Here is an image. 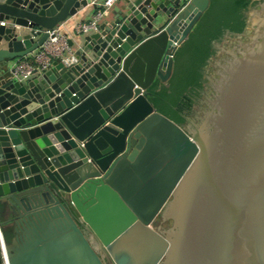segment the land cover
Wrapping results in <instances>:
<instances>
[{
    "label": "water",
    "instance_id": "obj_1",
    "mask_svg": "<svg viewBox=\"0 0 264 264\" xmlns=\"http://www.w3.org/2000/svg\"><path fill=\"white\" fill-rule=\"evenodd\" d=\"M103 1L0 0V264H264V0L187 127L146 94L211 0H115L14 76Z\"/></svg>",
    "mask_w": 264,
    "mask_h": 264
},
{
    "label": "trees",
    "instance_id": "obj_2",
    "mask_svg": "<svg viewBox=\"0 0 264 264\" xmlns=\"http://www.w3.org/2000/svg\"><path fill=\"white\" fill-rule=\"evenodd\" d=\"M257 4V0H211L189 38L177 50L171 79L166 83L157 79L147 90L146 97L157 112L184 125L196 108V99L202 97L206 69L217 55L214 45L228 33H245L246 13Z\"/></svg>",
    "mask_w": 264,
    "mask_h": 264
},
{
    "label": "built area",
    "instance_id": "obj_3",
    "mask_svg": "<svg viewBox=\"0 0 264 264\" xmlns=\"http://www.w3.org/2000/svg\"><path fill=\"white\" fill-rule=\"evenodd\" d=\"M115 4V0H104L99 9L94 13L91 19L88 22L81 23L77 26L76 31L78 33H87L90 30L96 29L98 22L102 18L104 14H107L108 11L113 7ZM2 26H5L6 23L2 22ZM51 38L46 43L44 48L39 51L33 57V62L27 61H18L13 69V74L20 80H28L32 77L35 68L39 69H46L50 63V53L54 52L59 46L66 47L67 45V38L61 34L59 30H54L50 32ZM53 36V37H52ZM0 244L1 248L4 249V237L0 225Z\"/></svg>",
    "mask_w": 264,
    "mask_h": 264
},
{
    "label": "flooded vegetation",
    "instance_id": "obj_4",
    "mask_svg": "<svg viewBox=\"0 0 264 264\" xmlns=\"http://www.w3.org/2000/svg\"><path fill=\"white\" fill-rule=\"evenodd\" d=\"M242 35H245V33H243ZM242 35H240V36H242ZM229 36L231 37L230 34H226L225 35V37H229ZM247 40H245V41H247ZM214 48H215V50L218 51V47H217L216 44L214 45ZM233 50L235 51V53L237 55H240L239 52H238L239 51V45H237L236 48L234 47ZM221 54L222 55H221V57L218 60L219 62H216V63L215 62L214 63L212 62L213 64H223L228 58H231V55L228 54L227 52L223 51V50H222V53ZM216 57L217 56H215L212 60H216L217 59ZM210 65H211V62H210ZM214 67L217 68L218 71L220 70V65L219 66L218 65H214ZM209 68L206 69V73H205V82H204L205 83V89L201 92L202 93V97L199 98V99H196V102H197L196 109L199 108V107L201 109L203 108L200 116H203L204 111L209 108L208 107V104H207L208 100L209 99H213L214 96H215V94H216V92H215V90L213 88V82L212 81L215 80V79H217L218 76L215 74V77L212 78L213 79L212 80L211 77L209 76ZM217 70H215V73L218 72ZM193 115H194V112H193L192 116L187 117L186 122L184 123L183 126L187 127L189 125V123H197L198 124L200 122V120H199L200 117H194ZM170 226H171V223H168L166 227H170ZM94 246L97 249V251H99L98 248H97V244L96 243H94ZM103 258H104V261H105L106 264H112L111 259L106 254H103Z\"/></svg>",
    "mask_w": 264,
    "mask_h": 264
},
{
    "label": "rangeland",
    "instance_id": "obj_5",
    "mask_svg": "<svg viewBox=\"0 0 264 264\" xmlns=\"http://www.w3.org/2000/svg\"><path fill=\"white\" fill-rule=\"evenodd\" d=\"M253 27H255V24L259 23L260 22V18L257 17H253ZM245 35H242V36H234V35H231V37H225L224 40L218 43H216L217 47H218V51H217V59L216 60H211V65H210V68H209V76L211 78H214L215 77V70H217V68L214 67V65H218V64H213L214 62H219V58L221 57V53H222V50L223 51H231L234 49V47L236 48L237 45L241 44L242 42L244 43L245 40L248 39V37L252 36V28H249L247 31H245ZM228 36V35H227ZM221 51V52H220ZM213 62V63H212ZM218 71V70H217ZM203 109V108H202ZM202 109L199 107V108H195L194 109V117H201V112H202ZM197 124V123H195ZM160 222H162L161 220H158L157 221V225L156 227L157 228H160L161 230H163V228L166 227V225H162ZM105 253V252H104Z\"/></svg>",
    "mask_w": 264,
    "mask_h": 264
},
{
    "label": "crops",
    "instance_id": "obj_6",
    "mask_svg": "<svg viewBox=\"0 0 264 264\" xmlns=\"http://www.w3.org/2000/svg\"><path fill=\"white\" fill-rule=\"evenodd\" d=\"M94 13L95 10L91 5L84 11H81L79 14H77L76 16L70 18L68 21L63 23L61 26H59V28H57V30H59L61 34L65 36L67 39H72L75 37L77 26L81 23L88 22L91 19V17L94 15ZM21 61H27L32 63L33 57L23 59Z\"/></svg>",
    "mask_w": 264,
    "mask_h": 264
},
{
    "label": "bare ground",
    "instance_id": "obj_7",
    "mask_svg": "<svg viewBox=\"0 0 264 264\" xmlns=\"http://www.w3.org/2000/svg\"><path fill=\"white\" fill-rule=\"evenodd\" d=\"M231 70H232L231 68L228 69L229 72H231Z\"/></svg>",
    "mask_w": 264,
    "mask_h": 264
}]
</instances>
